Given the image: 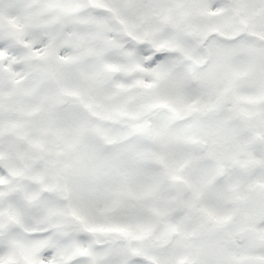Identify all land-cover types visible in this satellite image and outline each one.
<instances>
[{
    "label": "snow or ice",
    "instance_id": "snow-or-ice-1",
    "mask_svg": "<svg viewBox=\"0 0 264 264\" xmlns=\"http://www.w3.org/2000/svg\"><path fill=\"white\" fill-rule=\"evenodd\" d=\"M0 264H264V0H0Z\"/></svg>",
    "mask_w": 264,
    "mask_h": 264
}]
</instances>
